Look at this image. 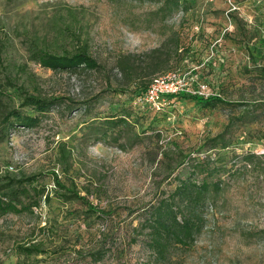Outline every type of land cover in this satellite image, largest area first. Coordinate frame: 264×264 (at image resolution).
<instances>
[{"label":"rangeland","instance_id":"374dc122","mask_svg":"<svg viewBox=\"0 0 264 264\" xmlns=\"http://www.w3.org/2000/svg\"><path fill=\"white\" fill-rule=\"evenodd\" d=\"M176 1L0 0L4 63L26 64L43 97L58 98L38 125L0 142V176H35L44 189L38 207L0 217V264H158L140 221L184 179L204 180L191 165L205 159L218 171L208 179L221 183L216 212L207 206L200 233L159 264H264V0ZM67 10L98 71L53 72L28 60L23 36L53 41L71 23ZM119 56L136 70L122 72ZM172 70L192 72L207 87L202 97L224 102L187 96L133 111L140 89ZM118 118L126 128L109 124ZM52 172L72 180L93 211L63 198ZM40 241L44 255L16 249Z\"/></svg>","mask_w":264,"mask_h":264},{"label":"trees","instance_id":"16d2710c","mask_svg":"<svg viewBox=\"0 0 264 264\" xmlns=\"http://www.w3.org/2000/svg\"><path fill=\"white\" fill-rule=\"evenodd\" d=\"M172 2L177 4L176 0ZM66 15L71 23L63 22L58 27L57 37L53 41L29 35L23 36L21 43L26 50L28 60L53 72L98 71L100 66L91 56L88 43L80 40L81 37L76 36L75 30L73 31L74 13L67 10ZM8 45V35L0 36V142L7 137L11 129H30L38 125L58 101L56 97H43L35 80L28 76L26 64L4 63L3 55ZM178 48L177 44L175 50ZM127 59L128 56H119L116 64L122 72L131 73L136 69L129 66ZM261 71L264 73V69ZM24 76L31 90L25 85L26 81H20ZM147 86L141 88L132 100L135 101L136 97L143 94ZM115 92L124 93L125 91L119 89ZM187 96L178 95L175 98ZM188 98L197 104L224 102L219 94L206 98L191 95ZM132 109L136 112L149 111L146 107L139 108V106H132ZM109 124L126 128L127 121L118 118ZM214 139V141L221 142L223 137L217 136ZM65 145L60 142L58 148L63 159L67 161L70 153L65 149ZM205 160L191 165L192 172L205 173L204 180L197 183L190 178L184 179L172 193L152 205L146 218L140 221L142 223L140 227L147 231L149 251L155 263L164 262L169 256L171 247L176 245L186 247L200 233L201 223L205 217L204 209L207 206L212 211V215L216 212L217 204L214 200L220 196L221 183L217 181L218 179H208V177L215 176L218 171L208 169ZM51 178L54 188L61 192L63 198L82 201L89 210L93 211L91 204L80 195L72 180H69V184L66 185L54 172L51 173ZM36 182L35 176L23 174L11 176L7 172L0 176V217L6 214H21L31 211L33 207H38L41 197L44 196V189L35 186ZM45 200L49 201L48 195L45 196ZM27 201L30 202L26 203ZM16 249L20 255L25 257L46 254L42 241L17 245Z\"/></svg>","mask_w":264,"mask_h":264},{"label":"built area","instance_id":"2783aa9c","mask_svg":"<svg viewBox=\"0 0 264 264\" xmlns=\"http://www.w3.org/2000/svg\"><path fill=\"white\" fill-rule=\"evenodd\" d=\"M191 73H183L179 70H172L162 75L155 76L145 92L136 97L133 104L144 106L152 111H160L165 103L175 99L178 95H203L205 85H199L192 81Z\"/></svg>","mask_w":264,"mask_h":264}]
</instances>
